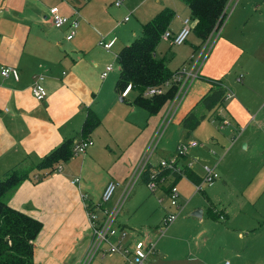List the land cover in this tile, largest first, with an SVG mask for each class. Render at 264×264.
<instances>
[{
  "label": "crops",
  "instance_id": "obj_1",
  "mask_svg": "<svg viewBox=\"0 0 264 264\" xmlns=\"http://www.w3.org/2000/svg\"><path fill=\"white\" fill-rule=\"evenodd\" d=\"M126 1L124 0L123 4L117 8H121ZM146 1L135 0V5H130L125 9L130 11V14L140 10L141 14L149 17L145 20L146 22L153 19L162 9L166 7L172 9L168 0H156L159 6L143 11L142 7ZM137 5L141 7L138 8ZM53 6H57L60 13L67 16H74L78 11L80 23L98 25L105 29V33L103 34L94 27L98 37L90 50L84 46V39H76L77 34L73 39L67 40L69 28L58 29L51 22L49 9ZM232 6L234 8L241 6L242 9L254 7L257 11L264 7V3L263 0H228L227 7ZM0 10L2 11L0 17V177L23 159L38 162L43 156L60 146L64 140L81 139V131L88 110L92 109L97 115H102L98 107L101 99L110 104L107 111L112 114L111 117L117 125L118 121L123 124L128 122L129 127L133 128L138 123L146 121L142 129L138 128V133L128 142L113 166L105 170L107 174L102 178L99 198L89 196L81 185V177H75L77 171L69 172V174L74 173V177H66L62 164L60 173L56 170L40 181L25 180L10 195L9 206L29 214L43 224V229L34 243L33 264L80 263L92 238L87 205L100 204L102 193L107 183L112 180L117 181L120 186L118 196L111 203L118 202L126 189L128 180L140 164L149 157L153 140L161 126L170 122L182 126L183 117L209 92L210 84L198 78L200 75L220 79L231 93L236 85L242 88L240 98L232 93L233 97L228 99L225 105L215 113H218L216 116L220 117L219 121L227 119L234 129L248 125L253 108L250 100H252V95L257 93L249 81L251 65L260 68V64L261 66L263 64L261 61L263 57L255 56L257 50L255 28L259 19L246 22L244 28L246 30L250 28L248 40H246L245 32L241 35L229 32L236 26L238 19H241L244 12L241 8L236 15L237 20L228 26L230 28L228 33L225 35L223 31L222 35L219 34L210 50H208L210 42L209 44L202 43L201 39L195 35L196 42L192 41L190 54L177 70L185 67L189 72H197L198 76L182 98L168 101L156 115H149L147 111H144L145 109L131 104L130 112L126 114L122 107L126 105L122 103L126 100L130 103L127 98L131 93L130 90L126 96L121 97L120 95L119 99L122 103H119L116 80L109 79L112 73L105 79L101 77L109 63V57L106 56L113 55L114 60L118 54L116 51L113 52V48L119 38L113 34L120 23L114 21L113 12H110L105 5L101 6L100 0H0ZM188 11H190L189 8ZM114 12H117L116 9ZM186 18L187 16L179 15L177 26L172 21L168 30L172 33L178 32ZM129 21L130 17L128 21L123 20V22ZM100 35L105 36L107 41L113 37L117 38L113 50L107 51L98 45ZM135 38L136 36L125 38L127 40L124 41L122 47L130 44ZM158 53L157 47L156 56L161 58L162 55ZM98 56L100 60L97 59ZM4 66L16 67L19 71V79L15 80L11 76L3 77L1 69ZM233 69L236 71L235 83L229 81ZM238 69H245L247 75L245 76L242 72L238 74ZM40 75L44 78L43 84L47 90V96L43 101L36 100L31 93V88ZM241 75L242 81L239 82L237 79ZM240 83L242 84L239 85ZM133 114H135L134 120L130 121L129 116ZM129 127L125 125L117 130L121 133L126 131V134H129L134 131ZM101 128V125L98 126L88 136L94 141V145L86 153L83 163L98 154L101 144L110 145L111 142L116 146L121 144L122 141L118 142L111 137L112 130L108 128H104L109 136L105 139ZM180 141L182 142V139L177 140L174 149L169 151V156H163L156 161L153 160V152L149 162L158 164L160 160L172 157ZM187 159H193V157L189 154L185 160ZM122 161L125 162V166L119 170L117 164ZM195 172L202 176L204 170L202 173ZM221 177L219 176L218 179ZM76 178H80V181L73 184L72 181ZM141 179L147 186V180L143 176ZM217 181L210 188H213ZM222 181L225 182L223 177ZM207 190L204 193L207 194ZM163 193L166 194L165 189ZM180 199L182 201L181 195ZM222 208L225 212V219H227L226 208ZM199 209L203 210V218V208L193 207L190 211ZM110 256L114 257L112 258L114 259L113 264H125L120 255Z\"/></svg>",
  "mask_w": 264,
  "mask_h": 264
},
{
  "label": "rangeland",
  "instance_id": "obj_2",
  "mask_svg": "<svg viewBox=\"0 0 264 264\" xmlns=\"http://www.w3.org/2000/svg\"><path fill=\"white\" fill-rule=\"evenodd\" d=\"M114 2L115 0H100L101 6L105 5L110 12H113L114 21L120 23L113 34L118 36L119 41L114 46V50L112 49L113 52L119 53L124 41L127 40L125 38L141 35L143 23L149 17L141 14L140 10L130 14V11L125 9L130 5H135V0H127L121 8H117ZM168 2L175 11L172 19L175 26L179 22V15L189 17L194 23L186 4L181 0H168ZM156 6H159L156 0H147L142 8L143 11H149V9ZM240 8L244 11L242 17L238 19L236 26L230 29L228 26L237 20L236 15ZM242 8L241 6L235 7L231 13L232 7L226 8L227 15L214 39L216 35H222L223 31L226 35L230 29L231 34L241 35L245 32L246 40H248V30L250 31V28L247 30L244 28L246 22L248 20L253 21V19L260 20L259 23L256 22L257 27L255 28L257 42L255 56L263 57L261 60L263 64L262 66L260 64V68L251 65L250 80H248L257 93L254 94L255 97L252 95V100H250L253 108L251 109L248 125L240 126V129H234L232 124L225 125L216 120L215 117L218 113L214 115L211 113L201 125L189 134L182 126H178L173 122H170L169 126L166 123L161 126L153 140V160L157 161L163 156H169V151L174 149L177 140L182 139V142H184L193 139L202 144L203 147L191 149L190 155L193 159H184L180 164L184 165L192 162L191 169L200 173L203 172L205 165L215 166L216 172L220 177H223L225 182L222 181L221 177L213 188L207 190L206 194L204 192L195 193L194 183L189 181L186 176L179 179L177 187L182 202L189 199L190 202L186 211L159 239L157 251L150 258L149 264H224L226 261L230 264H264V7L259 8L257 11L254 7ZM115 9L116 13L114 12ZM126 15L130 17L129 22H123ZM244 15L245 19H243ZM94 27L103 34L105 33L104 28L93 25V23L89 25L84 22L80 23L76 33V39H84V46L89 50L94 46L95 39L98 37ZM235 38L238 39L237 36ZM192 41L196 42L195 34H191L188 41L180 46L162 38L158 45V52L162 55L160 57L170 59L168 67L176 71L190 54ZM212 43L209 45L208 50L211 49ZM112 56H106L109 57L108 64L114 63V70L111 72L112 74L110 73L109 79L117 80L120 66L116 59H112ZM99 58L100 56L97 57V59ZM203 61L204 58L200 63L201 65ZM234 70H232L229 78L231 83H235L236 71ZM238 71V74L242 72L245 76L247 75L245 69H238ZM241 92L242 88L238 85L232 89V93L238 98H240ZM251 93L253 94V92ZM119 97L120 94H118L117 100L122 103ZM127 98L130 103L126 100L122 103L126 106L122 107L124 112L129 114L130 104L137 108L138 106L134 103L133 92ZM109 105L103 99L98 103V107L102 111V115H98V117L101 120L103 137L105 139L109 137L104 128L111 129V137L118 142L122 141L121 144L116 146L113 142L110 145L100 143L98 154L85 163H83L85 155L92 146L88 147L85 153L75 154L69 160L62 162L64 175L74 177L75 174H69V172L77 171L75 177H81L82 187L86 189V192L92 198L100 197L102 178L106 177L107 174L105 170H109L113 166L128 142L138 133V128L142 129L146 124V121H144V123H138L137 126L130 128L128 122L123 124L118 121L117 125L111 117L112 114L107 111ZM134 116L135 114L129 116L130 121L134 120ZM125 125L134 131L126 134V131L121 133L117 130L125 127ZM111 149H113L112 152ZM124 166L125 162L122 161L117 164V169L120 170ZM126 166L130 167V165ZM56 172L60 173L59 170ZM38 174L40 177V173ZM117 196L118 190L111 201L112 203ZM129 196L118 215V224L129 227L131 233L134 230H148L152 232V236H155L157 232L155 229L160 228L163 216L170 212L168 195L164 194L162 190H156L152 193L141 179L135 183ZM161 197H164L163 203L159 202ZM209 206L215 207L219 213L222 211L224 216L225 212L222 207H225L227 219L214 220L208 216ZM193 207L204 209L202 219L191 215L190 210ZM134 238L141 239V234L137 232L127 236V239ZM112 258L114 257L110 255L102 258V255L97 253L91 264H113L114 259Z\"/></svg>",
  "mask_w": 264,
  "mask_h": 264
},
{
  "label": "trees",
  "instance_id": "obj_3",
  "mask_svg": "<svg viewBox=\"0 0 264 264\" xmlns=\"http://www.w3.org/2000/svg\"><path fill=\"white\" fill-rule=\"evenodd\" d=\"M190 9L194 20L192 33L202 43H209L225 19L228 0H181ZM175 11L164 8L153 19L143 24L142 33L130 44L125 45L117 54L120 70L116 80V90L122 96L127 87L135 93L134 103L145 109L149 115L158 114L164 105L175 98L179 91V84L175 81L181 74L180 70L172 71L168 67L166 58H158L156 49L163 34L169 29ZM211 86L198 103L183 117L181 124L188 134L195 130L211 113L217 112L226 103L227 88L220 79L200 75ZM164 87L162 94L148 96L152 88ZM220 120L219 116L215 117ZM100 118L92 110L87 112L81 139H87L100 126ZM74 138L66 139L57 148L43 156L38 162L23 159L8 169L0 177V264H33L34 243L43 229V224L34 217L9 206L10 195L28 179L40 181L54 173L62 162L69 160L73 152ZM156 165L148 163L143 172L148 180L151 168ZM35 178V175H39ZM184 176L191 182H198L201 176L193 169L185 167ZM175 174V183L181 178ZM166 191L168 188L165 189ZM90 206V205H89ZM210 207L208 216L214 220L219 215Z\"/></svg>",
  "mask_w": 264,
  "mask_h": 264
},
{
  "label": "built area",
  "instance_id": "obj_4",
  "mask_svg": "<svg viewBox=\"0 0 264 264\" xmlns=\"http://www.w3.org/2000/svg\"><path fill=\"white\" fill-rule=\"evenodd\" d=\"M123 2L124 0H115L114 4L116 7H120ZM233 9L234 6H232L230 13L233 11ZM227 12L228 11L225 10V17L227 15ZM49 13L53 26L58 29L68 27L69 34L67 35L66 39H73V37L77 33V29L80 26V13L76 11L74 16L63 15L60 13L57 6L51 7L49 9ZM1 15L2 11L0 10V17ZM128 20L129 16H126L124 18V21ZM192 29V20L187 17L186 19H184L183 25L178 32L172 33L171 31L167 30L163 34L162 38L170 40L174 45L180 46L187 42L189 36L192 33ZM218 35H216L215 39L214 37L210 39V44L212 43L213 39L214 41L217 39ZM116 40L117 38L113 37L112 39L107 41L105 36L100 35L98 45L107 51H111ZM115 58H117V56ZM113 70L114 63L108 64L105 67V70L102 72L101 77L103 79L107 78ZM179 70L181 71V74L175 79V81L179 84V91L176 94L174 100H177L180 97L182 98L186 94L190 84L198 76L197 72H189L185 67ZM1 75L3 77L11 76L15 80H18L20 77L18 69L12 66L2 67ZM43 79L44 78L42 75L37 77L31 88L33 97L38 101H43L47 96V90L43 84ZM237 80L241 82L242 75L239 76ZM166 88H152L148 91V96L162 94L164 91H166ZM129 90L130 87H127L122 93V96H126ZM232 97L233 94L228 91L226 100ZM220 123L228 125L229 121L227 119H222ZM93 145L94 141L90 138L79 139L77 141H74L73 152L74 154L85 153L87 148ZM200 146H202V144H199L193 139H188L187 141L181 142L178 144L176 151L172 157L160 160L158 164H155V168L150 169L147 180L148 189L152 193H154L156 190L163 191L164 189L168 188L166 194L169 197L170 205V212L163 217L160 228L155 229V231H157L155 236H152V232L148 230L135 231L133 229L134 231H132V233H140L141 239H127L128 235H132L130 229L127 226H121L117 222L118 215L122 211V207L129 194L133 190L135 183H137L142 178L147 164L151 163L149 162V158L154 152L153 148L149 152V157L147 158V160L140 164L137 171L128 180L126 189L124 190L121 198L117 203L114 204H112L111 201L113 200L120 185L117 181H109L102 193L101 203L96 206L87 205V216L90 222L92 238L87 252L81 259L79 264H91L93 258L97 253H100L103 258L107 255H120L123 258L125 264H148L150 258L157 251L159 239L163 236L165 231L186 211L187 205L190 202V199L184 202L181 201L177 183H173L175 182V174L178 173L181 174V176H184L185 167L191 169L192 162L184 165L180 164V162L189 156L191 149ZM61 169L62 166L59 165L57 170L60 171ZM203 170L204 172L200 180L198 182H194L195 193L205 192L208 188L212 187L219 178L215 166L211 167L205 165ZM35 178H37V176ZM79 181L80 178H76L72 181V183L76 184ZM84 197L86 198V195H84ZM159 202L163 203L164 197H161ZM214 211L219 215V219L224 220L225 216L222 211L221 213H219V211H217L216 209H214ZM224 264L230 263L226 261Z\"/></svg>",
  "mask_w": 264,
  "mask_h": 264
},
{
  "label": "water",
  "instance_id": "obj_5",
  "mask_svg": "<svg viewBox=\"0 0 264 264\" xmlns=\"http://www.w3.org/2000/svg\"><path fill=\"white\" fill-rule=\"evenodd\" d=\"M191 215L192 216H195L197 218H202L203 210L202 209H199V210L193 211V212H191Z\"/></svg>",
  "mask_w": 264,
  "mask_h": 264
}]
</instances>
